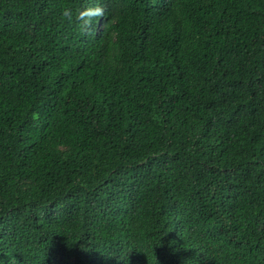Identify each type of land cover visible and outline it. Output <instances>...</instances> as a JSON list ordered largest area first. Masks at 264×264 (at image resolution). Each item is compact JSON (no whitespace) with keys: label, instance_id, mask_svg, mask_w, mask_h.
<instances>
[{"label":"trees","instance_id":"1","mask_svg":"<svg viewBox=\"0 0 264 264\" xmlns=\"http://www.w3.org/2000/svg\"><path fill=\"white\" fill-rule=\"evenodd\" d=\"M0 264H264V0H0Z\"/></svg>","mask_w":264,"mask_h":264},{"label":"clouds","instance_id":"2","mask_svg":"<svg viewBox=\"0 0 264 264\" xmlns=\"http://www.w3.org/2000/svg\"><path fill=\"white\" fill-rule=\"evenodd\" d=\"M65 15H68V13H67V12H65Z\"/></svg>","mask_w":264,"mask_h":264}]
</instances>
